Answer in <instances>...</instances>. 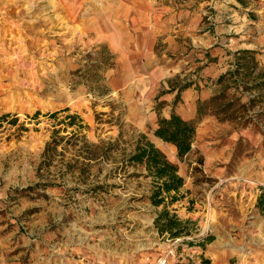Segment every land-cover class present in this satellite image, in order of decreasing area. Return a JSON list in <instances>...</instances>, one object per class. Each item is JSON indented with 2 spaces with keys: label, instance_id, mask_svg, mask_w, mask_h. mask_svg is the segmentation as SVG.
I'll return each mask as SVG.
<instances>
[{
  "label": "rangeland",
  "instance_id": "374dc122",
  "mask_svg": "<svg viewBox=\"0 0 264 264\" xmlns=\"http://www.w3.org/2000/svg\"><path fill=\"white\" fill-rule=\"evenodd\" d=\"M242 50L264 69V0H0V264H264V103L245 127L196 114ZM173 112L197 122L184 162L154 138ZM141 134L179 165L189 235L155 228L123 157Z\"/></svg>",
  "mask_w": 264,
  "mask_h": 264
},
{
  "label": "trees",
  "instance_id": "16d2710c",
  "mask_svg": "<svg viewBox=\"0 0 264 264\" xmlns=\"http://www.w3.org/2000/svg\"><path fill=\"white\" fill-rule=\"evenodd\" d=\"M255 55L256 53L250 50H242L235 55L234 68L222 74L216 82L220 86V90L210 100L198 101V121L206 116H214L222 121H240L243 127L247 125L246 117L243 116L245 108L247 106L252 108L259 103H264V69L260 70L258 68ZM189 87L190 85H185L178 90L176 104L179 101L180 93ZM233 88L236 91L241 88L242 94L252 92L247 104H243L239 97L231 94ZM62 112H68V109L51 114L50 117L56 118ZM37 115H40V113H37ZM9 116V114H6L0 117V123L4 122ZM16 121L17 117L14 118L12 123ZM65 121H68L66 122L67 126L77 127L79 132L87 127L77 114L68 115L60 123ZM196 124V121L186 120L173 112L169 117H158V127L154 134L163 143L173 146L176 149L179 161L184 162L193 151L192 147L197 133ZM24 129L27 130V128ZM51 145L52 143H48V149ZM118 145L119 143L115 142L107 143L103 147H96L93 150L94 154L90 155L88 159H107L110 157V153L117 149ZM123 157L126 163L142 167L145 170V174H136V176L142 175L145 178L152 179L153 187L150 195L144 196L143 199L156 208L162 207L154 221L158 233L161 236L168 235L172 239L189 235V227L194 226L195 222L183 221L177 214L169 210V207L182 197L180 191L185 184V179L180 174L179 165L171 161L166 153L145 134L138 137L132 150L125 152ZM256 208L264 215V188L261 189ZM200 245L204 246L203 244Z\"/></svg>",
  "mask_w": 264,
  "mask_h": 264
},
{
  "label": "crops",
  "instance_id": "0c3cea01",
  "mask_svg": "<svg viewBox=\"0 0 264 264\" xmlns=\"http://www.w3.org/2000/svg\"><path fill=\"white\" fill-rule=\"evenodd\" d=\"M190 93V91H188V92H186V91H184L183 93H182V95L184 96L185 94H189ZM197 114V113H196ZM166 117H168V116H166ZM187 120V119H186ZM157 127H158V125H157ZM157 127H156V129H157ZM157 141H161L160 139H158L156 136L154 137ZM154 142V141H153ZM161 142H163V141H161ZM176 151V150H175Z\"/></svg>",
  "mask_w": 264,
  "mask_h": 264
}]
</instances>
